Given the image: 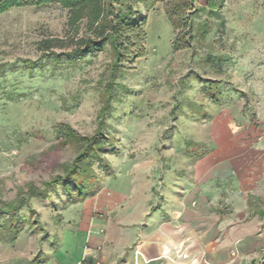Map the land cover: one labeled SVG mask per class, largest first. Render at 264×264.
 Segmentation results:
<instances>
[{
    "label": "rangeland",
    "instance_id": "obj_1",
    "mask_svg": "<svg viewBox=\"0 0 264 264\" xmlns=\"http://www.w3.org/2000/svg\"><path fill=\"white\" fill-rule=\"evenodd\" d=\"M194 6L204 7L205 0ZM221 12L224 26L206 9L194 13L195 38L178 51L171 47L173 30L162 5L145 12L146 55L116 78L114 108L105 119L113 148L103 156L110 168L94 162L95 193L76 202L67 201L60 186L44 200L27 190L62 174L76 155L73 143H62L59 127L67 124L78 136L96 131L110 50L28 73L20 60L40 56L41 38L81 35L84 23L71 30L67 9L57 3L0 14V208L11 210L18 194L25 200L14 214L0 213V240L11 239L33 256L43 250L44 262L60 250L66 264L81 263L88 259L90 232L77 228L84 222L77 217H106L94 207L100 191L153 182L159 193L163 178L155 174L161 170H216L218 213L234 214L237 224L251 226L264 241V0H226ZM100 222L94 221L97 232Z\"/></svg>",
    "mask_w": 264,
    "mask_h": 264
},
{
    "label": "crops",
    "instance_id": "obj_2",
    "mask_svg": "<svg viewBox=\"0 0 264 264\" xmlns=\"http://www.w3.org/2000/svg\"><path fill=\"white\" fill-rule=\"evenodd\" d=\"M180 171L161 170L155 174L163 178L159 193L153 182L148 188L126 185L119 193L117 189L115 193L107 190L109 194L100 191L94 207L106 217L91 218L81 212L77 217L84 219L77 228L90 232L85 250L88 259L77 263L258 264L264 258V241L254 235L251 226L237 224L234 214L218 213L216 170ZM96 219L101 220L99 232L94 227ZM21 230L27 239L26 228ZM62 250L69 253L67 248ZM49 251L47 248L45 253ZM34 253L25 247L17 249L11 239L0 240V264H32ZM36 264L66 263L59 250Z\"/></svg>",
    "mask_w": 264,
    "mask_h": 264
},
{
    "label": "trees",
    "instance_id": "obj_3",
    "mask_svg": "<svg viewBox=\"0 0 264 264\" xmlns=\"http://www.w3.org/2000/svg\"><path fill=\"white\" fill-rule=\"evenodd\" d=\"M225 2L226 0H205L204 7H196L194 0H0V14L12 7H39L57 3L67 9L66 23L71 30L78 31L80 25L84 23L85 33L81 35L68 38H41L37 43L40 56L36 60L26 58L20 60L19 66L28 73L47 64H52L55 69V65L63 59L67 63H72L106 46L112 57L109 80L103 89L102 104L97 115L96 131L90 136H78L67 124L59 127L58 131L62 133L64 139L61 140L62 143H73L77 153L72 162L63 164V173L44 182L42 188L29 186L28 196L44 200L49 198V193L55 192L58 186L63 190L67 201H80L95 193V188L91 185L95 180L93 163L98 162L101 169L110 168L107 158L103 156V153L113 148L111 134L106 132L105 119L114 108L112 101L116 98L114 93L116 78L146 55L145 12L151 11L157 4L162 5L163 13L173 30L171 47L178 51L189 47L195 38L192 22L194 13L206 9L211 16L219 19L220 26L225 25L221 12ZM204 25L200 28L202 35L206 31ZM66 44H69V49L62 52L54 50L55 47H63ZM15 66L12 64L11 69L13 70ZM4 68L5 64L0 63V73L4 72ZM211 96L214 97L215 94ZM175 107L176 105L173 108ZM199 113L200 115L205 113L202 106ZM24 201L23 196L18 194L17 203L8 208L11 210L3 211L0 208V213L14 214ZM22 218L20 219L24 220ZM18 221L16 224L19 228L21 222ZM41 253L43 251L39 250L31 263L43 262L44 259H39ZM259 264H264V258Z\"/></svg>",
    "mask_w": 264,
    "mask_h": 264
},
{
    "label": "built area",
    "instance_id": "obj_4",
    "mask_svg": "<svg viewBox=\"0 0 264 264\" xmlns=\"http://www.w3.org/2000/svg\"><path fill=\"white\" fill-rule=\"evenodd\" d=\"M83 262H84V261H83ZM83 262H82V263H83Z\"/></svg>",
    "mask_w": 264,
    "mask_h": 264
}]
</instances>
